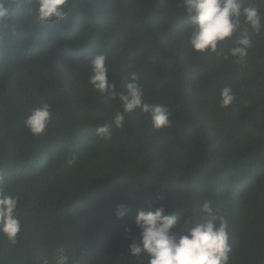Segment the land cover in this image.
<instances>
[{"label":"trees","instance_id":"1","mask_svg":"<svg viewBox=\"0 0 264 264\" xmlns=\"http://www.w3.org/2000/svg\"><path fill=\"white\" fill-rule=\"evenodd\" d=\"M245 3L264 14L262 0ZM65 11L41 25L14 6L0 22V179L22 225L15 244L0 234V264H56L60 249L68 264H148L127 254L137 211L163 203L195 224L205 201L227 221L228 264H264V31H250L236 63L230 41L221 55L191 50L182 0H69ZM94 54L107 56L117 91L135 72L171 126L156 130L137 109L116 129L119 104L86 83ZM226 86L236 99L221 108ZM42 102L51 122L33 136L24 119ZM105 123L111 140L96 134ZM118 204L131 209L123 219Z\"/></svg>","mask_w":264,"mask_h":264},{"label":"clouds","instance_id":"2","mask_svg":"<svg viewBox=\"0 0 264 264\" xmlns=\"http://www.w3.org/2000/svg\"><path fill=\"white\" fill-rule=\"evenodd\" d=\"M68 3L69 0H0V22L8 20L14 6L16 9L30 6L41 25L63 21ZM182 10L190 25L187 43L194 53L221 55L220 45L230 41L233 46L229 48L228 55L236 63H241L252 47L250 31L256 34L264 31V14L254 4H246L245 0H182ZM87 61L86 83L107 102H116L120 106L112 119L116 129H123L126 114L137 109L148 114L154 129L171 126L167 106L144 101V89L135 72L125 78L123 91H117L116 83L108 79L111 71L107 56L94 54L87 57ZM235 99L232 88L226 86L220 91L219 106L227 108ZM51 116L52 104L42 102L31 109L24 119V126L31 135L40 136L47 131ZM96 134L104 140H111L110 125L105 123L97 127ZM74 160L75 156L68 163ZM3 184L0 179V234L15 244L22 229L17 216L20 198ZM157 199L162 202L165 197L159 195ZM130 211L127 205L118 204L115 216L123 219ZM200 211L203 217L193 224L189 217L181 222L173 211H167L163 203L138 210L134 218L138 238L131 236L132 227H124L126 238H130L127 254L136 258L146 257L148 264H228L231 246L226 219L213 213L209 201L202 204ZM56 264H68L63 249L57 251Z\"/></svg>","mask_w":264,"mask_h":264}]
</instances>
